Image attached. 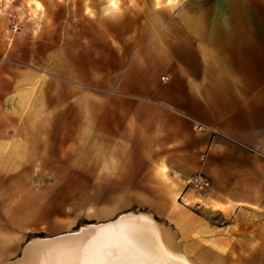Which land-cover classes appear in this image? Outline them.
Instances as JSON below:
<instances>
[{"label": "crops", "instance_id": "0c3cea01", "mask_svg": "<svg viewBox=\"0 0 264 264\" xmlns=\"http://www.w3.org/2000/svg\"><path fill=\"white\" fill-rule=\"evenodd\" d=\"M164 3L177 5L162 20L140 15L107 24L117 30V47L106 52L116 63L111 71L99 72L95 30L72 79L30 69L34 84L23 92L12 74L1 97L0 141L25 122L44 164L125 172L138 158L148 173L162 162L181 179L202 174L219 203L264 215V0ZM102 8L109 10L108 0Z\"/></svg>", "mask_w": 264, "mask_h": 264}, {"label": "rangeland", "instance_id": "374dc122", "mask_svg": "<svg viewBox=\"0 0 264 264\" xmlns=\"http://www.w3.org/2000/svg\"><path fill=\"white\" fill-rule=\"evenodd\" d=\"M105 3L0 0V103L10 89L12 74L15 87L23 92L34 84L28 77L30 69H50L72 79L81 46L88 45L95 30L99 72L111 71L116 63L106 52L117 45L112 39L115 29L107 24L140 15L162 20L164 12L177 5H165L164 0L157 7L151 0H117L119 11L105 15ZM91 21L98 22V29H92ZM25 103L26 97H20L22 112ZM5 111L12 112L10 100ZM30 136L27 124L20 122L12 138L0 141V264L19 259L37 238L72 235L127 212L151 214L191 264H264L261 210L219 203L210 189L191 184L202 174L181 179L162 162L143 173L138 158H132L130 171L70 172L67 165L44 164L35 155Z\"/></svg>", "mask_w": 264, "mask_h": 264}, {"label": "bare ground", "instance_id": "6f19581e", "mask_svg": "<svg viewBox=\"0 0 264 264\" xmlns=\"http://www.w3.org/2000/svg\"><path fill=\"white\" fill-rule=\"evenodd\" d=\"M37 239L8 264H191L145 213H127L72 235Z\"/></svg>", "mask_w": 264, "mask_h": 264}, {"label": "built area", "instance_id": "2783aa9c", "mask_svg": "<svg viewBox=\"0 0 264 264\" xmlns=\"http://www.w3.org/2000/svg\"><path fill=\"white\" fill-rule=\"evenodd\" d=\"M166 79H167L166 77L162 78V80H166ZM204 158H205V155L204 154L201 155L200 161L203 162ZM191 184L197 185L199 189H202V190H207L211 188L210 181L204 176H200V175L197 176L195 179H193Z\"/></svg>", "mask_w": 264, "mask_h": 264}, {"label": "clouds", "instance_id": "9594fccd", "mask_svg": "<svg viewBox=\"0 0 264 264\" xmlns=\"http://www.w3.org/2000/svg\"><path fill=\"white\" fill-rule=\"evenodd\" d=\"M108 9L109 10L105 12V15H109L110 11L111 12H118L119 8H118L117 0H108Z\"/></svg>", "mask_w": 264, "mask_h": 264}, {"label": "snow or ice", "instance_id": "6c2138e0", "mask_svg": "<svg viewBox=\"0 0 264 264\" xmlns=\"http://www.w3.org/2000/svg\"><path fill=\"white\" fill-rule=\"evenodd\" d=\"M169 2H173V0H169Z\"/></svg>", "mask_w": 264, "mask_h": 264}]
</instances>
